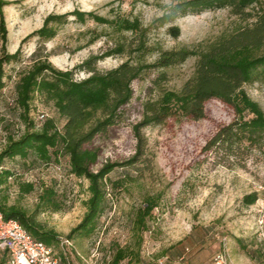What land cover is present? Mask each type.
Here are the masks:
<instances>
[{"label":"rangeland","instance_id":"obj_1","mask_svg":"<svg viewBox=\"0 0 264 264\" xmlns=\"http://www.w3.org/2000/svg\"><path fill=\"white\" fill-rule=\"evenodd\" d=\"M4 1L12 2L3 7L7 28L5 51L12 54L18 50L19 58L3 66L0 152L8 145L10 137L16 140L31 130L16 104L14 86L38 57H33L32 53L43 45L53 67L72 70L73 78L82 80L89 74L75 67L90 56L102 54L115 37L106 25L86 16L83 21L69 16L54 25V38L44 42L38 36L26 38L42 26L48 15H64L74 10L106 18L117 14L138 17L148 25L165 7L180 0ZM252 7L257 9L253 4L246 12L254 14ZM253 20H243L228 8L206 10L178 18L173 23L179 28L176 38L167 33V27L172 24L159 28L152 37L165 49L207 45ZM124 60L113 55L98 61L96 68L110 70ZM196 61L197 58H190L164 70L165 80L158 86L152 84L158 72L132 81V95L120 108L119 122L84 144V148L97 151L92 171L105 163L118 164L104 180L105 202L90 232H74L69 237L70 231L84 217L90 193L88 181L70 172L68 158L60 152L56 158L52 156L49 163L31 152L26 157L5 158L1 169L11 173L7 183L1 186L7 204L15 205L27 216H34L43 231L55 233L56 242L51 245L55 250L60 240L68 239L71 245L67 250L74 264H111L120 248L133 249L134 253L118 264H158L164 257L174 260L184 247L190 250L189 264L197 261L210 264L214 253L222 247V239L235 264H239V257L247 264H264V156L253 144L245 149L241 158L232 157L224 164L219 161L221 154L217 156L203 149L219 127L238 119L231 106L211 99L204 105L205 117L201 120L171 117L161 124L143 127L142 152L133 163L127 164L136 150L132 126L142 118L143 103L157 100L161 90H180L193 76ZM242 89L264 113V78L244 84ZM28 118L35 130H39L45 120L52 119L62 131L66 122L52 102L40 94H35L30 102ZM98 118H102L100 111L90 117L80 131L87 132ZM257 145L264 148V134ZM24 183H32L34 190L20 191ZM46 187L54 190L57 208L45 204L38 207L39 195ZM251 195H255L252 204L245 199ZM146 198H153L156 207L145 219L147 229L138 233L135 220ZM2 260L0 255V262Z\"/></svg>","mask_w":264,"mask_h":264},{"label":"trees","instance_id":"obj_2","mask_svg":"<svg viewBox=\"0 0 264 264\" xmlns=\"http://www.w3.org/2000/svg\"><path fill=\"white\" fill-rule=\"evenodd\" d=\"M11 3L0 0V91L5 86L3 66L19 58L18 50L12 54L5 51L7 28L3 7ZM253 4L257 6V9L252 7L255 13L246 12ZM226 8L243 20L252 18L254 20L236 29L234 33L224 35L207 45L165 49L152 37V33L159 28L172 24L167 27V33L176 38L179 35V28L173 23L178 18L197 15L206 10ZM69 16L80 21L86 16L98 24L106 25L113 31L115 37L111 39L112 44L106 51L88 57L75 67L89 74L82 80H75L72 70L62 71L53 67L48 61L49 54L45 52L43 45L32 53L33 57H38L30 69L19 76L14 86L16 104L22 110L23 119L29 121L31 130L25 131L16 140L10 137L8 145L0 152V211L5 218L17 219L35 239L49 246L56 242V234L52 231H43L35 222L34 216H27L20 208L7 204V196L2 193L1 186L7 183L11 173L1 169V166L5 158L17 155L26 157L30 152L37 155L41 161L49 163L52 156L56 158L60 152L68 158L70 172L88 181L90 193L84 217L70 231L69 237L74 232H90L105 202L104 180L118 164L105 163L98 170L92 171L91 166L96 163L97 151L84 148V144L96 134L105 131L107 127L119 122L120 108L129 102L132 95L130 88L132 81L151 72H158L157 77L152 80V84L158 86L160 81L165 80L164 70L179 66L190 58H197L195 71L180 90H161L157 100H147L143 103L142 118L132 126L136 150L127 164L133 163L142 152L143 127L161 124L171 117L201 120L205 117L204 105L211 99L231 106L239 117L219 127L203 149L217 156L221 154L219 161L225 162L224 164L232 157L241 158L245 149L253 144L264 156V148L257 145L264 134V113L242 89L244 84L264 78V2L180 0L165 7L162 14L148 25H144L138 17L129 18L116 14L112 18H106L92 12L74 10L64 15H48L42 26L26 38L38 36L42 42L54 38L56 35L54 25L62 23ZM113 55L125 60L113 69L97 70L98 61ZM35 94H40L48 102H52L55 109L65 118L62 131L56 128L52 119L45 120L39 130L34 129L33 122L28 120V113ZM98 111L101 112L102 118H98L87 132L80 131V127ZM50 149L52 152H49ZM20 189L29 192L34 190V185L24 183ZM42 191L44 192L39 195L38 207L43 204L56 206L54 190L46 187ZM245 199H249V203L252 204L255 195ZM155 207L156 202L153 198L144 200L137 212L136 232L141 233L147 229L145 219L151 215ZM185 248L188 249L185 264H188L190 253L188 247H184L174 260L166 257L167 261L164 264L176 261L184 254ZM133 253V249H117L111 264H118ZM0 255L4 258L0 264H6V254L0 250Z\"/></svg>","mask_w":264,"mask_h":264},{"label":"built area","instance_id":"obj_3","mask_svg":"<svg viewBox=\"0 0 264 264\" xmlns=\"http://www.w3.org/2000/svg\"><path fill=\"white\" fill-rule=\"evenodd\" d=\"M222 247L214 253L211 264H235L231 261L225 248L224 239ZM71 243L68 239L58 242L57 250L43 241L35 239L22 224L15 218H5L0 211V250L7 256L6 264H74L71 253L67 250ZM171 264H185L186 253ZM167 258L158 261L164 264Z\"/></svg>","mask_w":264,"mask_h":264},{"label":"crops","instance_id":"obj_4","mask_svg":"<svg viewBox=\"0 0 264 264\" xmlns=\"http://www.w3.org/2000/svg\"><path fill=\"white\" fill-rule=\"evenodd\" d=\"M237 261L239 264H247L246 261L244 259H241L240 257L238 258ZM195 264H203V263H200V261H197ZM210 264H211V259H210Z\"/></svg>","mask_w":264,"mask_h":264}]
</instances>
